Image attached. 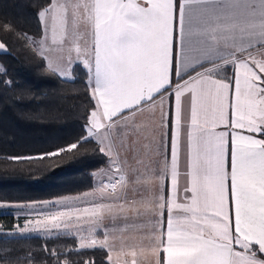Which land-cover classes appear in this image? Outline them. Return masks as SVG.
I'll list each match as a JSON object with an SVG mask.
<instances>
[{
    "label": "snow or ice",
    "instance_id": "snow-or-ice-1",
    "mask_svg": "<svg viewBox=\"0 0 264 264\" xmlns=\"http://www.w3.org/2000/svg\"><path fill=\"white\" fill-rule=\"evenodd\" d=\"M33 8L31 34L0 22V53L27 43L48 74L72 82L79 73L68 69L79 61L88 99L75 142L23 159L92 144L114 168L99 199L122 202L69 207L19 232L71 229L74 216L107 220L113 230L104 224L102 240L82 237L66 255L107 249L99 264H264V0H34ZM61 203L0 209L31 217ZM62 254L42 264H61L51 257ZM26 260L41 257L0 247V261Z\"/></svg>",
    "mask_w": 264,
    "mask_h": 264
},
{
    "label": "trees",
    "instance_id": "trees-1",
    "mask_svg": "<svg viewBox=\"0 0 264 264\" xmlns=\"http://www.w3.org/2000/svg\"><path fill=\"white\" fill-rule=\"evenodd\" d=\"M0 4L4 6L0 22L12 21L29 34L35 31L34 0H0ZM11 51V55L0 53V65L7 70L6 75H0V201H42L90 189V174L104 163L91 154L92 144L51 159H23L67 147L82 134L81 115L88 97L81 66L72 65L71 74L79 73L72 82L48 74L27 43L14 44ZM8 81L12 83L5 86ZM16 157L22 159L17 161ZM12 221L0 215V223ZM0 247L20 256L38 253L41 260L36 264H42L43 257L53 251L64 253L51 257L61 264L66 259H95L99 264L107 257L106 251L99 249L82 250L79 255L73 251L69 257L66 253L77 245L75 237L65 233L51 237L0 234ZM24 264L33 262L26 260Z\"/></svg>",
    "mask_w": 264,
    "mask_h": 264
},
{
    "label": "crops",
    "instance_id": "crops-1",
    "mask_svg": "<svg viewBox=\"0 0 264 264\" xmlns=\"http://www.w3.org/2000/svg\"><path fill=\"white\" fill-rule=\"evenodd\" d=\"M49 39H50V42H51V36H49L48 40ZM74 64H78V65H80L82 67V65L80 64L79 61L73 60V64L72 65H74ZM68 70L71 72V68L68 69ZM64 79H67V78H64ZM144 143H146V141H141V143L138 144L137 147H141L142 144H144ZM129 162L131 163V161H129ZM92 173H96V175L95 176L92 175V186H91V188L88 189V190L79 192V193L72 194V195H77V197L79 195V197H80L79 201L82 202V200H83V204L87 205V206H91V203L93 201L100 202V203H117V204L121 203L122 201L100 200L99 199V193L97 191H95L97 188L102 186L103 183H108L109 182V178L112 177L113 174H114V168L112 170H108L107 167H106V164L103 163L102 166H100L99 168L94 170ZM84 193H89V195L85 197ZM68 196H71V195H67V197ZM4 203H6V202H4ZM104 224H109V221L106 220L104 222ZM104 224H101V225L97 226V225H95L93 223H90L88 218H82V219H79V220L75 219L74 221L71 220V229H67V231H63L61 233H65V234L74 236V233L70 232V231L73 230V229H79V230H82V232L84 233L83 238L92 239V238H94V237H92V235L94 234V230H95V232L97 234H98V232L101 233L100 235H98L99 236V237H97L98 239L97 238H95V239L102 240L103 237H104V232H105ZM118 227L119 228H127V229H129V231L127 232L128 236L134 235V231L132 230V229H134V225H132L131 223H129L128 225H125V224L121 223V224L118 225ZM68 230H70V231H68ZM108 230L109 231L113 230L111 224H109ZM116 236H117V238H119L120 233L117 232ZM110 242H111V238H110ZM76 245L78 246V244H76ZM105 251L107 253V249H105ZM112 256H113V260H115L116 256H117V253L116 252H112ZM120 264H123V259H121Z\"/></svg>",
    "mask_w": 264,
    "mask_h": 264
},
{
    "label": "rangeland",
    "instance_id": "rangeland-1",
    "mask_svg": "<svg viewBox=\"0 0 264 264\" xmlns=\"http://www.w3.org/2000/svg\"><path fill=\"white\" fill-rule=\"evenodd\" d=\"M49 36H51V35L49 34ZM37 39H39V38H37ZM57 39H59V34L57 35ZM48 41L50 43V39ZM69 195H71V196L67 197V195H63V196H60V197H55V198H52V199L42 200V201H30V202H24V203H10V204H29V203L42 204V202H44V201H51V200H61L62 201V203L59 204V205H49L47 208H45V214L44 215H40V216H37V215L33 214L31 217H29L28 215H26L27 210L26 209H21L20 210L21 211V215L18 218L17 215H16V211L15 210H12V214L11 215H7L5 213L8 210L0 209V214L1 215H7L8 217H10L13 220L10 224L0 223V234H4V235H19V236L38 235V236H41V237H51L53 235L60 234L63 231H67V229L66 230L65 229H63V230H55V229H53L51 232L29 231V232H25V233H20L19 229L23 228L24 224L29 219H31L32 222H35L36 219L43 220V219L47 218V215L49 213L54 214L56 211H63V210H66L69 207H78V208H81V209L84 208V207H90V206L84 205L83 204V200H82V202H80L79 199L78 200L74 199L75 197H77V195H72V194H69ZM78 197H79V195H78ZM6 203H8V202H6ZM81 215H83V214H81ZM75 219L76 218L74 216L72 218V220L74 221ZM68 231H70V230H68ZM70 232L74 233V237L76 239V244H78V246H79L80 239L83 237L84 233L82 232V230H79V229H73ZM100 234L101 233H99V232L97 234L95 232V230H94V234L92 235V237L97 238V237H99L98 235H100ZM78 246H77V248H78Z\"/></svg>",
    "mask_w": 264,
    "mask_h": 264
}]
</instances>
